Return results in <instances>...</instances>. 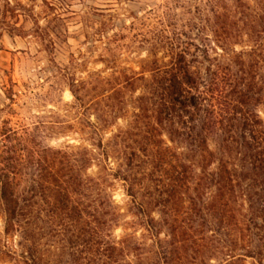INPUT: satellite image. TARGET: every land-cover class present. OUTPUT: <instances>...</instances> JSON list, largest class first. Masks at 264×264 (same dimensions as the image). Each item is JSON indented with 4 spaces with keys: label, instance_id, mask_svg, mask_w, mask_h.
<instances>
[{
    "label": "rangeland",
    "instance_id": "374dc122",
    "mask_svg": "<svg viewBox=\"0 0 264 264\" xmlns=\"http://www.w3.org/2000/svg\"><path fill=\"white\" fill-rule=\"evenodd\" d=\"M261 1L264 2L0 0V152L13 146L23 148L27 139L41 154L48 146L70 151L80 160L77 173L84 179L75 195L77 206L88 212L84 217L91 226L95 225L93 214L97 204H102L101 213L110 212L109 205L115 208L116 216L103 217L112 226L105 228V232L116 240L128 239L131 247L127 260L133 264H166L157 254L156 238L147 224L148 215L162 221L163 210L169 213L170 224L180 232L187 230L202 248L200 253H175L174 264H264V207L255 195L263 194V190L255 176L242 181L254 195L256 207L249 223L252 231L245 232L251 236L243 237L232 231L236 228L230 216L241 217V211L250 216L249 202L243 201L247 197L232 201L224 218L217 188L197 186L198 178L204 175L200 157L184 141L172 142L170 127L163 130V139L173 156L171 166L167 167L169 172L147 163L153 157V146L144 151L147 129L142 124L137 129L135 121L139 112L136 98L144 93L145 83L137 80L132 87L126 85L128 77L140 76L144 71L150 79L151 72L146 70L154 68L155 60L159 65L168 63L171 44H181L190 49L189 59L196 61L201 90L210 87L215 92L224 91L232 108L235 105L237 111L257 113L264 124V28L259 19L247 25L246 17L255 12L264 15ZM240 4L251 8L239 7ZM228 12L236 15L237 26L230 28L234 38L225 44L219 41L216 30L222 25L219 14ZM237 84L253 88V97L244 105L237 102L241 100ZM114 88L121 89V94H115ZM234 123L233 135L220 132L209 136V144L219 158L230 162V167L236 164L240 169L244 149L240 146L238 121ZM128 128L131 134L127 138L114 140L120 129ZM134 151L137 156L131 160ZM218 167L219 162L215 161L210 170ZM175 170L181 173V180L175 181ZM119 171L130 181L118 178L115 174ZM25 172L31 175L34 169L27 168ZM131 184L135 198L128 194ZM42 200L38 196L36 201L43 204ZM40 209L45 210L39 205L34 207L33 230L43 229L45 235L41 240L50 244L45 248L54 244L53 249L63 254L64 260L83 250L79 239L82 225L76 221V213L64 215L54 223L47 211ZM5 225L0 205V247L13 251L21 236L5 234ZM159 229L160 238L167 239V226L161 224ZM230 238L235 244L250 246L263 254L237 262V257L228 256L224 247V240ZM238 248L233 255L245 253ZM0 264L16 262L4 256L0 257Z\"/></svg>",
    "mask_w": 264,
    "mask_h": 264
},
{
    "label": "trees",
    "instance_id": "16d2710c",
    "mask_svg": "<svg viewBox=\"0 0 264 264\" xmlns=\"http://www.w3.org/2000/svg\"><path fill=\"white\" fill-rule=\"evenodd\" d=\"M263 3L261 1L259 4ZM239 7L251 8L247 4H240ZM246 17L249 21L247 25H252L259 19L264 28L263 14L249 13ZM218 18L222 25L219 30H216V36L219 37V41L228 44L234 38L230 28L237 26L236 15L230 12L220 13ZM170 47L172 55L168 63L159 65L155 60L154 68L146 70V72H151L150 79L146 77L144 71L142 75L128 77L126 80L128 87L134 86L137 80L145 83L144 93L136 98L139 112L135 114V121L137 129L141 124L147 129L144 151L147 152L153 146L151 149L153 157L147 163L154 169L169 172L167 167L171 166L170 158L173 156L170 155V148L163 139V130L170 127V140L172 142L176 139L184 141L188 149L200 157L204 164L202 166L204 175L197 177L199 180L197 186L204 184L208 188L212 186L217 188L218 198L224 205V218L227 217L226 207L232 201L237 202L239 197L243 199L247 197L243 201L249 202L250 216L242 211L240 212L241 217L230 216V221L234 222L232 224L236 228L232 231H238L244 237L246 231H252V226L249 223L254 219L256 207L254 195L251 194L248 186H243L242 181L252 175L262 187L263 194L256 193L255 195L259 196L260 204L264 207V124L259 114L244 113L243 110L237 111L235 105L232 108L226 101L227 94L224 91L218 89L215 92L210 87L207 90L206 88L201 90V85H203L201 73L194 66L195 59H189L190 49L175 43ZM235 88L241 99L237 101L238 104L244 105L253 97L251 95L252 86L242 87L237 84ZM71 91L80 101L81 98L76 92ZM112 91L117 95L122 92L121 89L116 88ZM235 121H238V128L241 130L242 142L240 146L244 149L241 152L243 164L240 169L236 164H231L233 167H230V162L219 158V155L211 149L209 144V136L220 132L233 135ZM13 133L14 137L18 136L16 131ZM29 133L27 130L26 134ZM128 134H131L130 128L120 129L114 135V140L127 138ZM31 142L32 140L27 139L23 143V148L17 149L13 146L0 152V205L5 216V234L21 236L17 249L12 251L6 247H0V257H11L16 264H133L127 260L126 253L131 247L128 244V239L116 240L111 233L105 232V228L112 226H109V220H103V217L110 214L116 216L113 211L115 208L109 205L111 211L101 213L99 209L102 204L101 206L97 204L93 214L95 225L91 226L84 217L88 212L77 206L75 195L84 180L83 177H78L77 173L80 160L74 158V155L68 150H55L50 146L45 147L41 154L37 146H32ZM101 145L103 144L101 143ZM26 150L29 152H27V159L24 154ZM105 151L108 156L107 149ZM155 153L157 156L154 155ZM131 155L129 158L133 160L132 157H136L137 153L134 151ZM215 161L219 162L218 169L210 170ZM181 167H185V164H181ZM27 168L34 169V173L30 175L25 172ZM175 172L178 173L175 181L181 180L179 177L181 173L177 170ZM115 175L125 182L130 181V177L122 174L121 171ZM176 183L172 184L173 188ZM96 184L100 185L99 182ZM128 194L133 198L136 196L132 184ZM38 196L42 197L45 206L36 201ZM36 205L44 207L50 222L54 223L64 215L76 213L78 218L76 221L82 225L79 239L82 241L80 245L83 250H78L69 255L68 260H64L63 254L53 249L54 244L45 248L46 245H50L41 240L44 238L45 232L42 228L33 230L35 224L32 221V216ZM141 206L144 207L143 204ZM43 210L40 209V211ZM161 213L164 215L162 221H157L152 215H148L147 224L156 238L157 254L165 259L166 264H174L172 256H175L174 254L177 252L182 251L187 254L189 251L196 253L202 251L194 236L187 233V230L180 232L176 226L170 224L168 212L163 210ZM161 224L167 226V239L160 238ZM255 228L260 229L258 226ZM245 236L250 237L251 233ZM224 242V247L229 252L227 255L231 258L237 257V262L244 257L263 254L260 250L250 246L246 248L243 244H235V240L231 238ZM239 246L246 254L233 255ZM225 264L235 263L226 262Z\"/></svg>",
    "mask_w": 264,
    "mask_h": 264
}]
</instances>
